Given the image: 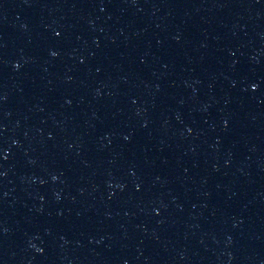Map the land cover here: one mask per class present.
Wrapping results in <instances>:
<instances>
[{"label":"water","instance_id":"1","mask_svg":"<svg viewBox=\"0 0 264 264\" xmlns=\"http://www.w3.org/2000/svg\"><path fill=\"white\" fill-rule=\"evenodd\" d=\"M0 264H264V0H0Z\"/></svg>","mask_w":264,"mask_h":264}]
</instances>
